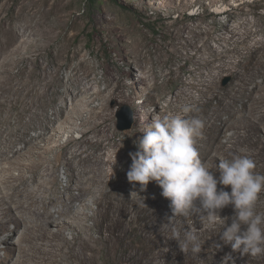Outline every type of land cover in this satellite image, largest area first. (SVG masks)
<instances>
[{
	"label": "rangeland",
	"instance_id": "obj_1",
	"mask_svg": "<svg viewBox=\"0 0 264 264\" xmlns=\"http://www.w3.org/2000/svg\"><path fill=\"white\" fill-rule=\"evenodd\" d=\"M262 62L264 0H96L93 5L90 0H0V170L11 168L18 175L28 164L40 162L47 176H40L39 194L56 195L54 203L40 200L31 206L34 223L25 221L14 232L1 234L0 243L8 238L5 243L16 245L8 253L0 249L9 264L19 257L26 224L41 222L37 215L51 210L60 217L73 197L76 211L86 212L84 218L93 215L95 195L81 196L82 189L98 193L103 188L115 202L134 193L127 181L129 152L137 150L133 141L152 119H201L240 99L235 110L227 106L220 112L229 123L230 115L242 108L241 93L248 104L260 95L257 88L253 95L250 90L260 81L261 74L256 79L253 69ZM184 106L192 111L182 113ZM98 117L105 120L103 135H85V119ZM121 121H132L131 128L121 130ZM49 145L53 149L37 159ZM17 146L24 148L13 155L11 147ZM256 160L255 171L264 174V157ZM16 162L25 165L15 168ZM71 167L79 169L75 176ZM27 173L29 186H36L34 175ZM157 187L141 192L151 194ZM256 205L264 206V193ZM74 216L70 212L59 221ZM88 219L86 225L83 221L66 228V237L82 233L96 239L97 228L91 229L95 221ZM225 247H205L202 260L193 264H264V254L241 256ZM160 251L149 250L142 264H168ZM73 257L69 253L64 264H72ZM94 264L119 263L113 253L101 250Z\"/></svg>",
	"mask_w": 264,
	"mask_h": 264
},
{
	"label": "bare ground",
	"instance_id": "obj_2",
	"mask_svg": "<svg viewBox=\"0 0 264 264\" xmlns=\"http://www.w3.org/2000/svg\"><path fill=\"white\" fill-rule=\"evenodd\" d=\"M259 65L257 70H253L256 73V79L259 77L258 75L261 74L259 77L260 81L256 80V87L253 85L254 87L250 90V95H253L254 90L257 88L260 94L258 97L250 98L251 103L248 104L247 101L244 100L245 94L241 93L238 98L242 99V108L237 109L239 113L235 112L230 115L231 121L229 123L227 119L224 120L220 118V112L226 110L227 106L235 110L236 104L240 99H232L228 105L209 113L207 117L203 116L201 118L205 126L203 129V137L197 139L196 146L199 149L201 160L206 166L213 168V170L220 159L231 158L233 154L250 156L255 162H257L256 158H258V163H260L264 157V86L260 89L258 88L264 82V62ZM245 111H248V113L245 114ZM237 114L239 116L234 118ZM104 123L105 120L103 117H98L93 121L88 118L85 119L84 134L99 133L103 135L102 127ZM228 132L230 133L228 134ZM53 137L55 136L53 135ZM102 141H99V145H104ZM23 142L25 141L23 140ZM49 142L51 143V141ZM74 142L75 139L69 140L64 145L63 149L67 150ZM55 144L56 143H54V145ZM25 145L27 146L28 143L25 142ZM50 145L37 154V159L42 158L53 149L54 146ZM19 147L20 146L11 147L13 155L19 153L24 148ZM24 150H26V148ZM21 156L23 155L19 157ZM80 159L81 161L84 160L83 158ZM34 160L36 159L34 158ZM14 165L15 168H21L22 165L25 164L16 162ZM41 165L40 162H38V164L35 162L28 164V169L20 172L18 175L12 174L11 168H3L4 170H0V173L2 172V175H0V236L5 231L14 232V230L22 225L23 222L25 223V221L34 223L31 215L36 214V212L32 210L31 206L38 201L41 200L54 203L53 200L56 195L48 197L49 193L47 192H45V194H41L42 192L39 194L43 186L40 176H47V172L42 174ZM73 165L76 166L77 164ZM96 166V163H94V167ZM77 169V167H71L70 171L72 176H75L76 171L79 170ZM27 171L34 175L33 183H37L36 186H29ZM216 175L218 176L219 173L217 172ZM147 186L157 187V184L154 181H150ZM219 187L220 185H218V188ZM132 188L134 193L131 196H124L120 200L118 199V202H115L114 199L109 196H105L106 191L103 188L98 193L93 192L92 189L89 188L86 190L82 189L81 196H86L88 194L95 195L92 197V202L97 208L93 212V215L88 217L95 221L91 229L97 228L96 230L99 234L94 240L83 237L81 235L82 233L73 234L74 236L72 235V238H67L64 234L66 228L75 227L78 223L83 221V224L86 225L88 219L83 217L87 216V214L85 215L86 212L76 211L73 203L76 197L70 199L68 210L59 211L60 217H56L51 210H45L46 213H43V215L41 214V216H39L40 214L37 215L38 221L41 222L37 225L26 224L27 226L24 227L22 232L23 234L21 233L22 238L19 240V257L16 258L13 264H64V261L68 259L67 256L69 253H72L74 256L72 264H75V261L78 262V264H94L95 256L99 254L101 250L103 252L108 251L113 253L114 258L119 264H142L145 255L148 254L147 252L155 248L161 250L160 252L164 254L166 263L168 264H193L195 261L202 260L204 253L202 250L205 247L215 248L217 247V243H223L220 240V233L222 231L220 224H213L206 218L202 221L195 216H189L187 218L177 217L170 223L167 219V217L171 215L170 201L167 198L164 199L161 195L162 189L160 186L151 194L147 195L141 192L138 182H135V187H133L132 184ZM69 189L70 188H68V190ZM226 190L230 191V186H227ZM82 203L84 206L91 205L83 201ZM262 209H264V206L258 207L256 205V210L258 212L264 213ZM70 212L75 213L73 218L59 221L69 215ZM220 214L221 216L231 217L233 209L231 206L225 207ZM53 224L55 225V229L52 227ZM12 225H16V227L11 229ZM173 227H176L180 231L181 243L184 241L185 231L188 229L193 230L198 237L196 243L200 245V251L198 253L193 252L191 250L192 245L189 244L188 251L182 252L177 241L170 238ZM6 240H8V238L0 243V249H6L8 253L11 252L16 245L11 242H8L9 244L5 243ZM61 242L68 246L67 253L64 252V245ZM133 242H135V244ZM224 246H227L225 248H231L230 245H223L222 249H224ZM65 248L67 247L65 246ZM77 248L80 250H77ZM0 264H9L8 258L5 257V255L3 256L2 251H0Z\"/></svg>",
	"mask_w": 264,
	"mask_h": 264
},
{
	"label": "clouds",
	"instance_id": "obj_3",
	"mask_svg": "<svg viewBox=\"0 0 264 264\" xmlns=\"http://www.w3.org/2000/svg\"><path fill=\"white\" fill-rule=\"evenodd\" d=\"M181 111L188 114L192 109L184 106ZM204 126L202 119L187 115L152 119L141 130L142 137L133 141L137 150L129 152L132 163L127 179L133 187L138 182L141 191L150 181L160 186L161 195L170 201V223L177 217L206 218L222 228L223 243H217L218 248L230 245L241 256L264 254V213L256 210L264 193V174L255 171L256 163L247 155L220 159L214 170L206 166L196 146ZM228 206L233 209L232 216H221ZM170 238L177 241L182 252L188 251L189 244L193 252L200 251L198 237L191 229L185 231L182 243L176 227Z\"/></svg>",
	"mask_w": 264,
	"mask_h": 264
},
{
	"label": "water",
	"instance_id": "obj_4",
	"mask_svg": "<svg viewBox=\"0 0 264 264\" xmlns=\"http://www.w3.org/2000/svg\"><path fill=\"white\" fill-rule=\"evenodd\" d=\"M132 126V121H130L128 124H124L122 121L120 122L119 128L121 130L131 128Z\"/></svg>",
	"mask_w": 264,
	"mask_h": 264
},
{
	"label": "trees",
	"instance_id": "obj_5",
	"mask_svg": "<svg viewBox=\"0 0 264 264\" xmlns=\"http://www.w3.org/2000/svg\"><path fill=\"white\" fill-rule=\"evenodd\" d=\"M96 2V0H90L91 5H93Z\"/></svg>",
	"mask_w": 264,
	"mask_h": 264
}]
</instances>
